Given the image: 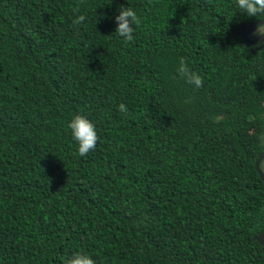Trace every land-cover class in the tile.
Here are the masks:
<instances>
[{
	"label": "trees",
	"instance_id": "1",
	"mask_svg": "<svg viewBox=\"0 0 264 264\" xmlns=\"http://www.w3.org/2000/svg\"><path fill=\"white\" fill-rule=\"evenodd\" d=\"M259 20L235 0H0V264H264V44L241 36ZM76 114L100 137L83 157Z\"/></svg>",
	"mask_w": 264,
	"mask_h": 264
},
{
	"label": "clouds",
	"instance_id": "2",
	"mask_svg": "<svg viewBox=\"0 0 264 264\" xmlns=\"http://www.w3.org/2000/svg\"><path fill=\"white\" fill-rule=\"evenodd\" d=\"M236 6L241 13L246 14L248 17H256L264 20V0H235ZM74 11L79 12L76 8ZM86 19L84 15H79L74 23L79 24ZM117 28L115 34L123 38L125 42H131L134 32V25L139 26L141 19L137 12L132 7H121L119 15L115 17ZM254 37H264V24L259 25L251 34ZM264 44V41L260 42ZM179 76L185 80L186 83L194 86L195 88L202 87L203 78L196 72L192 71L185 60L180 58L179 67L177 68ZM118 110L122 113L127 112L125 104L118 105ZM68 127L71 129L72 138L78 144V154L86 156L90 151H94L100 137L96 132L95 125L85 116L76 114L69 122ZM65 264H96V261L88 254L82 252L74 253L71 258H67Z\"/></svg>",
	"mask_w": 264,
	"mask_h": 264
},
{
	"label": "water",
	"instance_id": "3",
	"mask_svg": "<svg viewBox=\"0 0 264 264\" xmlns=\"http://www.w3.org/2000/svg\"><path fill=\"white\" fill-rule=\"evenodd\" d=\"M264 24V20H259L255 23L250 24L248 27L244 28L241 32V36L247 46H253L256 47L259 44H261V41H264V37H256L251 40L250 36L255 31V29L261 25ZM264 162V152L259 156V158L256 161L255 168L261 178V180L264 182V171L261 169L262 163ZM254 241L258 242L262 246H264V230L261 232L258 236L254 238Z\"/></svg>",
	"mask_w": 264,
	"mask_h": 264
},
{
	"label": "rangeland",
	"instance_id": "4",
	"mask_svg": "<svg viewBox=\"0 0 264 264\" xmlns=\"http://www.w3.org/2000/svg\"><path fill=\"white\" fill-rule=\"evenodd\" d=\"M252 36V35H251ZM252 37H254V36H252ZM262 170L264 171V162L262 163Z\"/></svg>",
	"mask_w": 264,
	"mask_h": 264
},
{
	"label": "flooded vegetation",
	"instance_id": "5",
	"mask_svg": "<svg viewBox=\"0 0 264 264\" xmlns=\"http://www.w3.org/2000/svg\"><path fill=\"white\" fill-rule=\"evenodd\" d=\"M252 37V36H251ZM254 38H256V37H252V39H254Z\"/></svg>",
	"mask_w": 264,
	"mask_h": 264
}]
</instances>
